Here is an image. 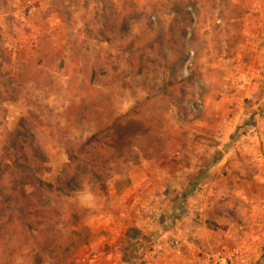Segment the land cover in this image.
<instances>
[{"label": "rangeland", "instance_id": "obj_1", "mask_svg": "<svg viewBox=\"0 0 264 264\" xmlns=\"http://www.w3.org/2000/svg\"><path fill=\"white\" fill-rule=\"evenodd\" d=\"M263 212L264 0H0V264H261Z\"/></svg>", "mask_w": 264, "mask_h": 264}, {"label": "built area", "instance_id": "obj_2", "mask_svg": "<svg viewBox=\"0 0 264 264\" xmlns=\"http://www.w3.org/2000/svg\"><path fill=\"white\" fill-rule=\"evenodd\" d=\"M35 0H28L29 4H32ZM200 107L202 106L201 102ZM260 161L261 158L256 157L254 158V161ZM200 211H204V207L200 208ZM264 216V212H263ZM171 246L174 248V250L177 253H181V242L180 239L174 238L171 240ZM242 255V250L239 248H233L229 252L226 253H216V254H206L204 256L205 264H233L235 261Z\"/></svg>", "mask_w": 264, "mask_h": 264}, {"label": "crops", "instance_id": "obj_3", "mask_svg": "<svg viewBox=\"0 0 264 264\" xmlns=\"http://www.w3.org/2000/svg\"><path fill=\"white\" fill-rule=\"evenodd\" d=\"M235 189H236V191H239V196L240 197H244L246 200H248V201H252V204H254L255 202H256V198H257V196H255V193L254 192H252V191H250L249 192V194H247V193H245V191L244 190H246L247 188H246V186H245V184L244 183H240V184H237L236 183V187H235ZM258 205V204H257ZM260 205V204H259ZM259 205H258V207H259ZM242 228H243V226H242ZM254 239H252V237L250 238L249 237V239L248 238H245V239H243V240H241L240 241V243H242V245L241 246H244L245 247V251H244V261L242 262V261H239V263L238 264H253L252 263V260L250 259V254H249V252L252 250V248H254L253 246H255L256 244H254ZM246 248H248V249H246ZM242 249H244L243 247H242ZM249 251V252H248ZM249 254V255H248ZM243 255V254H242ZM255 261V260H254ZM261 264H264V259H263V261L261 262Z\"/></svg>", "mask_w": 264, "mask_h": 264}, {"label": "trees", "instance_id": "obj_4", "mask_svg": "<svg viewBox=\"0 0 264 264\" xmlns=\"http://www.w3.org/2000/svg\"><path fill=\"white\" fill-rule=\"evenodd\" d=\"M18 144H19V140H18ZM39 183L42 184V186H47V187H51L52 186V184L46 183V182H42V181H40ZM1 217H3V216H1ZM2 225H4V224H2ZM139 234H140V231L137 228H129L128 231H127V239H128L127 241L138 237ZM130 243L131 242H128V244L124 246V257H123V259L126 262L130 261V256L127 254V249H128V247H130L129 246ZM132 248H135V246L134 247L132 246Z\"/></svg>", "mask_w": 264, "mask_h": 264}]
</instances>
